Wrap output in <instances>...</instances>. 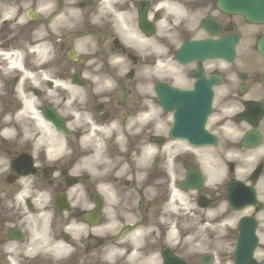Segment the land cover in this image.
I'll return each mask as SVG.
<instances>
[{
	"label": "flooded vegetation",
	"instance_id": "1",
	"mask_svg": "<svg viewBox=\"0 0 264 264\" xmlns=\"http://www.w3.org/2000/svg\"><path fill=\"white\" fill-rule=\"evenodd\" d=\"M141 1L0 0V264H131L128 257L139 251L141 264H163L165 249L187 264L213 263L212 256L209 263L196 257L182 243L188 234L177 227L181 220L166 219L160 210L170 176L195 167V156L213 147L168 144L171 114L158 105L154 85L209 87L205 131L219 142L240 139L251 128L238 116L245 103L264 108V59L249 67L181 64L165 34L179 42L204 37L195 17L205 3L195 8L196 0H146L147 18L157 28V18L169 16L162 6L177 15L167 20V33L144 38L137 28ZM219 20L221 34L231 28L240 42L244 34L253 43L264 35V28L250 32L228 17ZM232 108L228 122L222 115ZM255 126L264 137V118ZM133 166L155 179L141 181L145 173ZM100 197L99 211L88 220ZM257 197L260 208L242 215L255 219L253 262L264 264V188ZM209 204H216L214 196ZM127 209L124 215L138 223L114 242L110 227L125 223L119 211ZM222 216L221 264H234L229 247L235 231ZM171 223L178 239L167 237L164 226Z\"/></svg>",
	"mask_w": 264,
	"mask_h": 264
},
{
	"label": "water",
	"instance_id": "2",
	"mask_svg": "<svg viewBox=\"0 0 264 264\" xmlns=\"http://www.w3.org/2000/svg\"><path fill=\"white\" fill-rule=\"evenodd\" d=\"M218 4L229 12L243 13L249 20L264 22V0H218ZM226 42L227 40L224 39L221 41L220 46L215 45L210 47V45H208V51L204 49L205 45H203L202 48L205 51L199 53H205L211 57H230L232 56V51L230 48H226ZM259 50L264 54V41L260 42Z\"/></svg>",
	"mask_w": 264,
	"mask_h": 264
},
{
	"label": "rangeland",
	"instance_id": "3",
	"mask_svg": "<svg viewBox=\"0 0 264 264\" xmlns=\"http://www.w3.org/2000/svg\"><path fill=\"white\" fill-rule=\"evenodd\" d=\"M208 242H209V244H207ZM201 244H203V247H205L204 249H201V250H206L207 248L209 249L211 247L212 242L209 239H207V242L206 241H201ZM199 249H200V245H199Z\"/></svg>",
	"mask_w": 264,
	"mask_h": 264
},
{
	"label": "bare ground",
	"instance_id": "4",
	"mask_svg": "<svg viewBox=\"0 0 264 264\" xmlns=\"http://www.w3.org/2000/svg\"><path fill=\"white\" fill-rule=\"evenodd\" d=\"M174 195V194H173ZM175 195H177V193H175Z\"/></svg>",
	"mask_w": 264,
	"mask_h": 264
}]
</instances>
